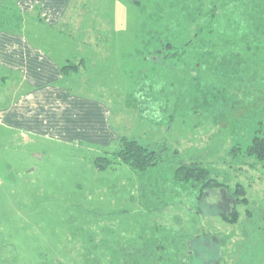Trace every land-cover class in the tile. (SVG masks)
<instances>
[{
	"label": "rangeland",
	"instance_id": "1",
	"mask_svg": "<svg viewBox=\"0 0 264 264\" xmlns=\"http://www.w3.org/2000/svg\"><path fill=\"white\" fill-rule=\"evenodd\" d=\"M91 2L81 12L97 14L96 23L83 17L75 30L51 16L55 28H36L91 35V45L73 48L64 39L52 49L68 60L83 55L82 68L65 81L99 98L112 122L98 102V137L76 136L74 113L65 131L52 117V134H27L10 130L4 112L0 264H264V168L232 154L264 120V0ZM36 3L0 0V32H37L25 17ZM168 42L181 48L177 57L154 52ZM122 136L166 141L187 159L200 157L228 193L244 185L249 202L237 205L238 221L224 218L233 199L226 204L199 183L176 182L174 164L99 170L96 158L117 149Z\"/></svg>",
	"mask_w": 264,
	"mask_h": 264
},
{
	"label": "crops",
	"instance_id": "2",
	"mask_svg": "<svg viewBox=\"0 0 264 264\" xmlns=\"http://www.w3.org/2000/svg\"><path fill=\"white\" fill-rule=\"evenodd\" d=\"M34 1L37 2L35 9L33 8L35 11L31 9L30 13L26 12L29 13L27 16H22L26 18L31 16L27 30L35 29L37 32L33 30V32L26 31L27 33L21 31L14 33L16 29H10L11 32H0V40L7 37L4 41L5 46L0 48V122H6L5 118L9 119L4 114V112H9L11 117L7 123L10 130L26 131L27 134L42 132L46 135L52 134L49 124L52 117L56 119V121L52 120L54 127L62 126L65 131L69 125L70 117L74 113V118L77 120V127H73L77 131L76 136L82 138L83 130H85L92 137H96V135L98 137V114H100L98 102L101 104L100 99L77 91V89L82 90V88H77L80 83L62 82L63 67L71 61L81 64L77 58L82 59L83 55L78 56L76 54L74 57H69L70 60H68L66 54L62 55L64 50L60 52L56 47L52 49L54 45L51 44L53 41L56 45L58 41L62 40V42L74 43L73 48L78 47V45L81 47L82 42L86 43L85 45H91L92 42L90 41L93 40L91 35L86 38L81 35L82 33L69 34V37L46 35L41 28H36L42 24L52 26L51 16L58 19V25L62 23L61 26H65V28L75 27V30L77 27H82L83 17H89L96 23L97 14L84 15L81 12V10L89 9L88 5L92 3V0ZM9 6H5V9ZM0 8L3 6L1 5ZM52 11L57 12L55 16L51 14ZM17 26L20 29L19 24ZM52 28L55 27L52 26ZM4 35L6 36L3 38ZM96 40H100L98 35L94 37V41ZM93 53L96 55L95 51ZM82 104L86 107L81 106ZM72 105H75V108L71 107ZM4 106L7 107L5 110ZM104 107L103 103L102 115L108 120L110 127L113 111ZM62 117L63 119H61ZM79 123H84L85 127H81ZM106 125L107 123L105 128H107Z\"/></svg>",
	"mask_w": 264,
	"mask_h": 264
},
{
	"label": "trees",
	"instance_id": "3",
	"mask_svg": "<svg viewBox=\"0 0 264 264\" xmlns=\"http://www.w3.org/2000/svg\"><path fill=\"white\" fill-rule=\"evenodd\" d=\"M217 11V9H215ZM213 13V11H212ZM212 32V30L210 31ZM164 41V39H163ZM161 43V46H163ZM187 42L186 44H189ZM180 47L175 46L172 42L164 44V47L158 49L156 54H163L164 57H177ZM153 52V53H154ZM152 53V54H153ZM82 65L79 62L71 61L63 67V83L67 77L80 70ZM258 125L261 127L256 130L253 138L246 147H235L233 149V156L240 153L245 157L256 160V163H251L250 166L255 168L256 164L264 168V120ZM239 152V153H237ZM160 163H171L176 166L174 172V180L180 183H199L202 185V190L210 196L212 193L224 195L227 198L226 204L233 201L232 213L229 216L224 214L226 221L236 223L239 219V211L237 205L246 204L249 202L247 198L246 187L238 184L233 192H227L223 189L224 185L213 178L211 170L203 165L200 157L187 159L180 151L173 145L164 141L163 143L145 144L144 142L127 136H122L119 139L118 148L106 153L104 156H99L95 160V164L99 170L113 169L115 165H123L129 167L134 172H143L150 167L157 166ZM204 195V194H203ZM5 259L7 255L11 254L5 252ZM5 262V261H4Z\"/></svg>",
	"mask_w": 264,
	"mask_h": 264
}]
</instances>
